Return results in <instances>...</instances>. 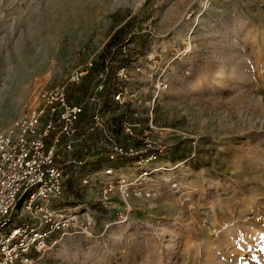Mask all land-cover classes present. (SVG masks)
<instances>
[{
  "label": "rangeland",
  "instance_id": "374dc122",
  "mask_svg": "<svg viewBox=\"0 0 264 264\" xmlns=\"http://www.w3.org/2000/svg\"><path fill=\"white\" fill-rule=\"evenodd\" d=\"M110 39L123 86L155 98L159 169L147 193L108 207L79 186L86 170L72 176L65 194L88 204L90 233L61 235L33 264H264V0H0V132L38 88L90 59L100 70Z\"/></svg>",
  "mask_w": 264,
  "mask_h": 264
},
{
  "label": "built area",
  "instance_id": "2783aa9c",
  "mask_svg": "<svg viewBox=\"0 0 264 264\" xmlns=\"http://www.w3.org/2000/svg\"><path fill=\"white\" fill-rule=\"evenodd\" d=\"M94 67L90 59L63 85L38 88L0 132V264H33L61 235L90 233L88 204H69L65 194L82 170L79 186L97 187L95 201L108 207L115 192L125 205L130 192L147 193L138 185L159 169L162 148L148 136L160 130L155 98L142 97L144 86H123L126 64ZM127 166L135 177L122 172Z\"/></svg>",
  "mask_w": 264,
  "mask_h": 264
},
{
  "label": "trees",
  "instance_id": "16d2710c",
  "mask_svg": "<svg viewBox=\"0 0 264 264\" xmlns=\"http://www.w3.org/2000/svg\"><path fill=\"white\" fill-rule=\"evenodd\" d=\"M113 40H109L106 43L105 51L101 54L102 61L101 65L107 66L108 68L117 65L119 62H121L122 52L120 50L119 46H113Z\"/></svg>",
  "mask_w": 264,
  "mask_h": 264
}]
</instances>
